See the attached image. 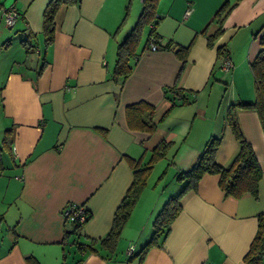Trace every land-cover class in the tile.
Wrapping results in <instances>:
<instances>
[{"label":"crops","instance_id":"0c3cea01","mask_svg":"<svg viewBox=\"0 0 264 264\" xmlns=\"http://www.w3.org/2000/svg\"><path fill=\"white\" fill-rule=\"evenodd\" d=\"M47 1L0 0L19 12L11 27L0 16V95L10 129L0 172V264H28V257L38 264H245L257 215L264 213V131L254 109L238 106L239 127L262 169L258 197L225 196L218 175L205 174L181 198L162 245L143 257L138 252L152 234L156 213L183 186L175 172L191 166L207 139L222 132L220 164L238 150L224 116L230 105L254 100L248 62L264 36V0H231L212 46L207 35L219 27L215 14L224 0H159L160 44L189 45L186 61L169 48H143L142 40L123 81L111 76L116 47L135 23L142 0L61 5L52 42L41 59H33L29 53L39 54L38 48L30 42L26 52L22 40L42 33ZM221 45L226 52L218 58ZM225 54L233 64L227 70L221 67ZM173 85L194 91L193 101L172 106L163 89ZM139 100L154 106L152 134L127 126L125 107ZM161 140L172 142L159 159L165 160L161 175L150 186L146 182L115 251L78 250L73 235L64 237L69 224L62 208L79 203L88 211L79 240L103 236L133 179L127 157L145 151L146 163Z\"/></svg>","mask_w":264,"mask_h":264},{"label":"trees","instance_id":"16d2710c","mask_svg":"<svg viewBox=\"0 0 264 264\" xmlns=\"http://www.w3.org/2000/svg\"><path fill=\"white\" fill-rule=\"evenodd\" d=\"M159 0H142L140 13L125 37L117 44L116 59L114 62L111 76L115 81H123L131 72L132 65L130 61L138 58L137 48L142 41L141 30L145 25H150L148 32L143 41V48L149 47L154 43L156 48L172 49L178 58L184 63L187 58L189 45L184 47L166 42L160 44V36L155 32V25L159 18L155 17L156 5ZM80 0H48L42 12V34L44 45L48 46L52 40L55 30L54 16L61 5H70L79 3ZM231 0H224L221 7L215 14V19L219 27L213 34L207 35V43L212 46L214 40L222 32L221 22L222 15L230 7ZM129 8V3L126 6ZM122 19L124 22L128 10ZM121 25V24H120ZM35 35V34H32ZM261 47L254 57L248 62L253 81L254 100L249 103L238 102L236 105L229 106L225 116L224 125L228 126L238 142V150L231 160L223 165L216 160V152L222 140V132L210 136L204 144L201 151L196 155L191 166L184 170H177L174 179L182 182L183 186L178 193L169 196L163 203L159 211L153 218V231L148 241L141 247L139 254L141 257L154 246L162 245L167 236L172 221L176 218L181 210V198L190 191L196 190L200 179L205 174L218 175V187L225 196L235 198L249 193L254 198L258 197L259 182L262 177V169L256 159L251 144L244 138L238 124L235 114V107L254 109L258 115L262 131H264V36L259 38ZM30 40L24 39L22 43L26 52L30 51ZM225 46L221 45L216 48L217 57L221 58L224 54ZM164 96L172 102V106L191 103L194 99V91L177 87L176 85L167 86L163 89ZM154 106L146 101L139 100L127 104L125 107V118L127 126L133 130L144 131L152 134L156 129V123L153 120ZM10 129H6L0 144V172L4 169L2 163V152L7 148L9 141ZM172 146L171 141L161 140L151 149L149 159L143 163L145 151L139 158L127 157V162L133 172V179L125 192V195L113 214L112 225L110 229L99 238L87 237V242L79 240V230L83 224L76 219L70 220L65 217V223L69 228H65L64 237L73 235L72 242L80 251H97L103 249L108 253L115 251L121 231L128 220L132 207L136 203L141 191L146 185L153 164L161 158L167 156ZM165 173V172H164ZM87 213V220L89 213ZM245 264H264V213L257 215V225L254 236L249 244L247 251L243 256ZM28 264H38L35 258L28 257Z\"/></svg>","mask_w":264,"mask_h":264},{"label":"built area","instance_id":"2783aa9c","mask_svg":"<svg viewBox=\"0 0 264 264\" xmlns=\"http://www.w3.org/2000/svg\"><path fill=\"white\" fill-rule=\"evenodd\" d=\"M191 8L186 10V13H189ZM19 15L18 10L12 4L5 5L0 2V16L4 18L5 24L8 27H11L16 21ZM155 17L159 18V15L156 13ZM150 49H156V45L154 43H150ZM233 66L231 59L225 54L221 60V67L225 70L230 69ZM62 212L64 217H68L70 220L76 219L80 224H84L87 221V213L86 209L82 204L79 203H71L67 204L62 208ZM128 251H131V246Z\"/></svg>","mask_w":264,"mask_h":264},{"label":"rangeland","instance_id":"374dc122","mask_svg":"<svg viewBox=\"0 0 264 264\" xmlns=\"http://www.w3.org/2000/svg\"><path fill=\"white\" fill-rule=\"evenodd\" d=\"M2 20H3V22H5L3 17H2ZM148 29H149V27L147 25H145L142 28V30H141V38H142V40L145 39V35L147 34ZM13 32H17L15 28L13 29ZM30 39H31V43H32V45L34 47L33 49H36V47H37L38 50H39V54H37L33 50V52H30L29 55L33 59H35V58L37 59V56L39 55L38 59H41L43 57V53H44V50H45L43 34L40 32L37 35L35 34V36L30 37ZM7 127H8V125L4 122V118H3V115H2V104H1V95H0V142H1V139L3 138V136H4V132H5ZM3 156H4V162L6 163L8 157H7L6 154H3ZM164 164H165V160L164 159L161 160V161H159V160L156 161L155 166L152 169L151 174H150V176L148 178V181H147V185L148 186L152 185L153 182L155 181V179H157V176L161 175V171H162V169L164 167Z\"/></svg>","mask_w":264,"mask_h":264}]
</instances>
